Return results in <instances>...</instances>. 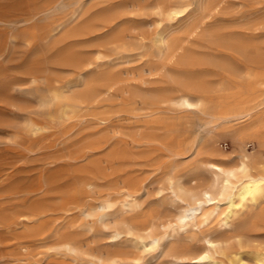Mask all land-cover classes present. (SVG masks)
Returning <instances> with one entry per match:
<instances>
[{
  "label": "rangeland",
  "instance_id": "obj_1",
  "mask_svg": "<svg viewBox=\"0 0 264 264\" xmlns=\"http://www.w3.org/2000/svg\"><path fill=\"white\" fill-rule=\"evenodd\" d=\"M216 1L0 0V264H106L88 260L126 241L88 222L75 194L86 201L135 187L142 204L129 219L140 224L163 202L168 168L184 172L180 151L198 152L191 167L205 153L236 164L241 148L229 134L220 140L227 164L209 154L214 127L205 115L173 105L185 92L210 104L252 93L239 69L257 67L243 47L264 57V0H223L188 37ZM173 3L186 11L168 15ZM160 33L172 49L160 48ZM56 90L73 106L67 116ZM31 122L44 128L33 132ZM62 241L78 251L59 248ZM128 249L138 260L123 264H167L156 251Z\"/></svg>",
  "mask_w": 264,
  "mask_h": 264
},
{
  "label": "bare ground",
  "instance_id": "obj_2",
  "mask_svg": "<svg viewBox=\"0 0 264 264\" xmlns=\"http://www.w3.org/2000/svg\"><path fill=\"white\" fill-rule=\"evenodd\" d=\"M222 1L209 4L207 14L190 23L188 37L205 26L206 19ZM185 5L171 4L167 8L168 15L179 16L186 11ZM156 42L161 49H172L169 36L165 33H160ZM183 48V43L176 45L173 53ZM242 55L249 57L251 64L257 66L239 69L240 76L250 81V95L230 93L213 104L189 92L173 99V105L177 107L204 114L205 127L210 123L213 125V134L210 132L206 137L211 145L210 156H217L226 162L224 157L227 154L220 148V140L225 134L232 137L234 144L241 148L236 164L230 166L212 161L205 153V160L199 158L191 167L189 160L198 152L180 151L178 155L186 161L184 172L177 174L175 167L168 168L164 185L162 183L158 190L164 197L163 202L158 209L154 208L157 209L155 212L145 218L142 216L140 224L129 219V215L137 212L142 204L139 189L135 187L124 186L116 194L108 193L86 201L75 194L72 199L88 222L107 228L110 239L126 241L122 244L126 246L118 247L105 256L94 255L88 262L123 264L138 260L132 257L128 249L131 247L141 252L156 251L160 256L167 257V264H246L248 256L245 254L248 252L254 255L252 260L255 264H264V230L261 227L264 225L255 220L264 218V57L256 49L245 47ZM54 98L63 105L62 114L69 115L73 106L66 92L56 90ZM28 127L33 132L44 128L37 122L29 123ZM246 142H253L254 149L246 148ZM94 185L90 180L84 182L88 193L94 192ZM251 231L255 234L251 235ZM59 248L76 253L79 246L62 241Z\"/></svg>",
  "mask_w": 264,
  "mask_h": 264
}]
</instances>
